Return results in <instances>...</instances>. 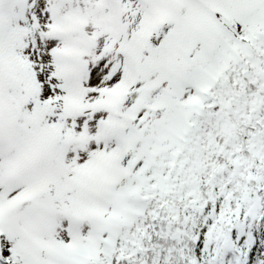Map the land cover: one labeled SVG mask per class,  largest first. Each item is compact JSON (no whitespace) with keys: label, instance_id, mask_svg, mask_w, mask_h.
I'll list each match as a JSON object with an SVG mask.
<instances>
[{"label":"snow or ice","instance_id":"1","mask_svg":"<svg viewBox=\"0 0 264 264\" xmlns=\"http://www.w3.org/2000/svg\"><path fill=\"white\" fill-rule=\"evenodd\" d=\"M0 264H264V0H0Z\"/></svg>","mask_w":264,"mask_h":264}]
</instances>
